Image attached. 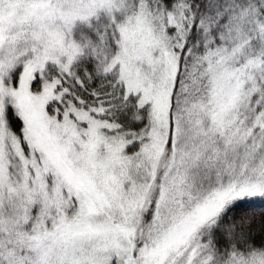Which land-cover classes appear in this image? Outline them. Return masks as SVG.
I'll return each instance as SVG.
<instances>
[{
    "label": "snow or ice",
    "instance_id": "6c2138e0",
    "mask_svg": "<svg viewBox=\"0 0 264 264\" xmlns=\"http://www.w3.org/2000/svg\"><path fill=\"white\" fill-rule=\"evenodd\" d=\"M0 264H264V0H0Z\"/></svg>",
    "mask_w": 264,
    "mask_h": 264
}]
</instances>
